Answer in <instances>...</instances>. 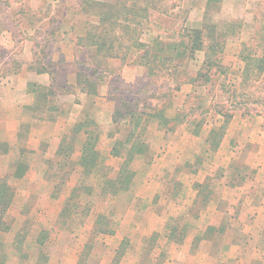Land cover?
<instances>
[{
    "label": "rangeland",
    "instance_id": "374dc122",
    "mask_svg": "<svg viewBox=\"0 0 264 264\" xmlns=\"http://www.w3.org/2000/svg\"><path fill=\"white\" fill-rule=\"evenodd\" d=\"M81 1L0 0V264H260L256 146L225 131L263 112L264 0H169L148 68L80 47Z\"/></svg>",
    "mask_w": 264,
    "mask_h": 264
},
{
    "label": "trees",
    "instance_id": "16d2710c",
    "mask_svg": "<svg viewBox=\"0 0 264 264\" xmlns=\"http://www.w3.org/2000/svg\"><path fill=\"white\" fill-rule=\"evenodd\" d=\"M169 0H82L79 5V13L90 15L97 19V23L87 29L84 37L77 41L80 47H94L96 55L111 60L124 61L125 55L132 50L141 52L139 58L140 64L146 68L150 64V58L156 60V55L150 53L151 48L141 42L143 23L148 19L152 12H158L163 4ZM208 36L213 38V31L207 27ZM199 33L197 43L194 47L196 50L201 49ZM154 45V44H153ZM154 47V46H153ZM162 45L159 44V48ZM209 50V48H207ZM149 61V62H148ZM163 63L172 62V59L163 57ZM143 63V64H142ZM258 75L255 80H263L261 68H258ZM149 70V69H148ZM249 72V71H248ZM251 75L247 73L242 77L247 81ZM258 101L253 100L250 104L256 105ZM263 116H264V105ZM3 197L1 194L0 201ZM1 208L3 207L2 204Z\"/></svg>",
    "mask_w": 264,
    "mask_h": 264
},
{
    "label": "crops",
    "instance_id": "0c3cea01",
    "mask_svg": "<svg viewBox=\"0 0 264 264\" xmlns=\"http://www.w3.org/2000/svg\"><path fill=\"white\" fill-rule=\"evenodd\" d=\"M115 60H113V64ZM122 71V76L123 78L127 79V77H125V75H130V73H142L144 76V72L145 69L143 67L140 66H124L121 68L120 72ZM242 72V71H241ZM37 74L35 73H26V77L28 81H32V82H37V80L35 78L40 77V76H36ZM130 79V78H129ZM128 79V80H129ZM239 125L238 128H236V131L238 132L237 134H240V140L242 143V140H249V142H253V144H255L256 149L255 151L252 152H247V159L251 158L253 161V165H254V169L256 171V189H263L260 192L257 190L254 198H248L245 197L242 200V205L244 206H253L256 209V216L253 218V221H255V223L257 222L255 229H253L252 232H257L256 235H263V230L261 231L263 225H264V116H263V112L257 108L256 110H249L247 116H243V115H234L233 118L231 119L230 123H229V130L227 129L225 138H229L232 141L233 140V133L230 132V130H232L233 125ZM185 124H182L179 126V130L178 134H180L182 137V139H189L190 137L187 136V132H186V128L184 127ZM250 138V139H248ZM46 145H48L49 148H47L45 150L44 153H47L49 155H54L60 145L61 142V138L59 136H55V135H51L48 137V139H46ZM205 143V142H204ZM238 143V147L235 148V150H238L239 154H245L246 151L244 150V146ZM236 145V143H234V146ZM35 151L38 153V148L35 149ZM58 153V152H57ZM250 153L253 155L250 156ZM113 168V167H112ZM118 168V167H117ZM116 168V169H117ZM29 172H31L29 170ZM260 184V185H259ZM244 185V184H243ZM259 187V188H258ZM225 188V187H224ZM244 188V187H242ZM242 188L240 187V189L242 190ZM226 189V188H225ZM256 251V250H255ZM264 255V248H259L257 249V255ZM259 259H262L260 264H264V257H260Z\"/></svg>",
    "mask_w": 264,
    "mask_h": 264
}]
</instances>
